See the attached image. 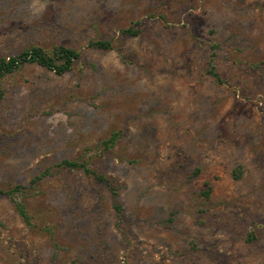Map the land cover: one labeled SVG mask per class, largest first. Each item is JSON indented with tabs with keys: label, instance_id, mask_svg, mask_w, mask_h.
Masks as SVG:
<instances>
[{
	"label": "rangeland",
	"instance_id": "1",
	"mask_svg": "<svg viewBox=\"0 0 264 264\" xmlns=\"http://www.w3.org/2000/svg\"><path fill=\"white\" fill-rule=\"evenodd\" d=\"M59 45L1 79L0 264H264V0H0V57Z\"/></svg>",
	"mask_w": 264,
	"mask_h": 264
},
{
	"label": "trees",
	"instance_id": "2",
	"mask_svg": "<svg viewBox=\"0 0 264 264\" xmlns=\"http://www.w3.org/2000/svg\"><path fill=\"white\" fill-rule=\"evenodd\" d=\"M136 25L138 23L136 22ZM121 34L123 35H130L134 36L138 33V30H133L131 27H127L125 29H122L120 31ZM87 46L90 48H95V49H100V50H108L111 49V45L109 41L106 40H92L87 43ZM210 48V55L207 60V69L206 73L210 75L211 77L214 78L216 82L220 81V78L218 74L214 70V66L212 63V58H213V51L216 48L215 45L211 44L209 46ZM79 58V52L75 51L74 49L67 48L64 46H55L51 49L50 53L44 51L42 48L38 46H31L29 48L23 49L20 52H18L15 55L11 56H6V57H0V101L2 99V89H1V79L14 72L18 67H20L23 64L26 63H34L40 67H43L47 70L52 71L56 75H60L62 73H65L69 71L74 63ZM115 139V133H112L105 141H103L104 147L110 146ZM60 167L62 168H67V169H75L78 168L84 172L86 175H90L94 177L96 180L104 182L108 186V180L103 178L101 175L93 173L86 165L84 161H70V160H62L59 164ZM197 173V170L193 173L194 175ZM239 170L233 171L232 172V177L234 179L239 178ZM39 179L38 177H34L31 180V183L37 181ZM205 189L201 192V195L205 198L208 197L210 193V184L208 182L204 183ZM23 189L20 186H14L12 189H9L7 191H4L5 194H10L17 192L19 190ZM109 191L111 195V199L113 201V209L119 213L120 208L118 204L115 203V197L116 193L109 186ZM1 192V191H0ZM14 207L16 209L17 214L21 217L22 221L24 223H28V216L25 212L23 204L19 202H14Z\"/></svg>",
	"mask_w": 264,
	"mask_h": 264
}]
</instances>
